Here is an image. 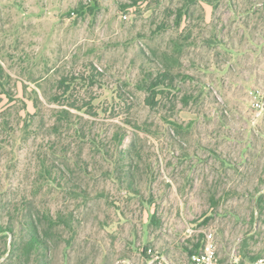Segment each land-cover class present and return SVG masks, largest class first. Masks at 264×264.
Returning <instances> with one entry per match:
<instances>
[{
    "label": "rangeland",
    "instance_id": "1",
    "mask_svg": "<svg viewBox=\"0 0 264 264\" xmlns=\"http://www.w3.org/2000/svg\"><path fill=\"white\" fill-rule=\"evenodd\" d=\"M187 3L0 0V225L15 228L9 245L21 241L17 208L30 199L32 219L46 211L74 228L39 264H146V248L179 264L206 234L222 259L264 258V114L253 123L250 96L264 91V0H195L178 24ZM168 70L148 92L143 82ZM62 109L74 126L57 132ZM58 140L54 155L47 145ZM62 151L71 164L82 151L88 167L68 174L82 188L75 195L41 173L44 154L66 167ZM123 152L130 176L116 170ZM0 264L20 263L8 253Z\"/></svg>",
    "mask_w": 264,
    "mask_h": 264
},
{
    "label": "trees",
    "instance_id": "2",
    "mask_svg": "<svg viewBox=\"0 0 264 264\" xmlns=\"http://www.w3.org/2000/svg\"><path fill=\"white\" fill-rule=\"evenodd\" d=\"M194 1L195 0H190V3H187L186 6L179 11V14H177L178 24H180L184 16L189 15L191 9L190 7ZM170 75L171 71L168 70V72H164L163 74H159L154 77L151 76V78L149 79L151 81L148 84H146V82H143L146 85V90L153 93L155 91L154 89L164 84ZM3 79L4 69L0 67V87H3L4 85ZM9 79L11 78L9 77ZM154 100L155 98L152 96L148 98L149 103H154ZM36 101H40L39 97H37ZM55 112L56 117H58L57 122L53 126V129L55 131L58 132V130L63 129L61 127L63 126V124H66V122L67 126H69L67 127L69 130L70 126H74L72 123L67 121V119H70V117L72 116L69 110L62 109ZM75 129V135L78 139H80L81 141L88 140L95 147H97V139L86 137L85 133L80 128ZM115 140L121 143L123 140V135L117 133L115 136ZM59 145L62 146V141H50L48 142L47 148L52 154L56 155L55 150H58ZM66 151L59 152V156L62 158V161L66 162L65 168H61L55 165H49L47 155L44 154V158H42L41 160L43 162L41 173L43 175H47L50 178L51 184H53V181H66L67 184L65 187V191L75 195L77 193V189L81 190L82 188L70 177H75L80 171L88 170V167H83L84 159L82 151L80 153H77L73 161L74 163L72 164L68 160V154ZM103 156L107 158L106 153H103ZM120 158L121 163L116 162V170L122 172V174H128L130 176L131 170L134 167L132 161L128 158L126 152H123V156L121 155ZM68 174L70 177L68 176ZM86 193L87 191L85 192V194ZM29 207H31V201L30 199H27L22 208H17V213L21 215L20 218H17V221L21 224L18 231V236H21L20 242H17L15 240L9 245V235L15 234V228L12 224H8L7 226H5L4 224L0 225V241L5 244V248L0 255V262L8 253H10V255L12 256L14 255V261L20 264H39V262L41 261L40 258L49 260L54 247L58 245L60 235H62L65 230L70 232L74 231V228L69 222L65 223V218L62 215H58V217L55 218L50 214V212L43 211L39 212L35 219H32L31 215L27 214V212H29ZM61 227L64 228L62 231H60ZM21 229H23V231ZM194 248L198 250L200 246L196 244L194 245ZM196 250L191 251L190 253H195ZM255 259H257V257L250 258V260H242L254 261Z\"/></svg>",
    "mask_w": 264,
    "mask_h": 264
},
{
    "label": "built area",
    "instance_id": "3",
    "mask_svg": "<svg viewBox=\"0 0 264 264\" xmlns=\"http://www.w3.org/2000/svg\"><path fill=\"white\" fill-rule=\"evenodd\" d=\"M255 124L264 114V91L255 88L250 92ZM146 264H174L166 256L153 248L143 250ZM179 264H264V258L254 261H244L239 256L232 254L229 259L223 260L218 254L217 243L212 234H206L205 243L200 251L192 253L188 260Z\"/></svg>",
    "mask_w": 264,
    "mask_h": 264
}]
</instances>
